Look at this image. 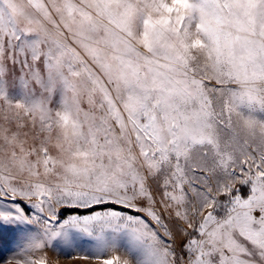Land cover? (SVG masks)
<instances>
[{"label":"snow or ice","instance_id":"obj_1","mask_svg":"<svg viewBox=\"0 0 264 264\" xmlns=\"http://www.w3.org/2000/svg\"><path fill=\"white\" fill-rule=\"evenodd\" d=\"M0 229V264H264V0H0Z\"/></svg>","mask_w":264,"mask_h":264},{"label":"rangeland","instance_id":"obj_2","mask_svg":"<svg viewBox=\"0 0 264 264\" xmlns=\"http://www.w3.org/2000/svg\"><path fill=\"white\" fill-rule=\"evenodd\" d=\"M11 94L14 98L19 97V89L18 88H12ZM19 243V235L16 232L10 231L8 229H0V252H2L5 255H8L11 253L12 250H14ZM84 248H87V245L83 246ZM49 264H98L97 261L92 259H82L81 257L76 255V250H72V257L70 259H56L53 254L50 251L46 252Z\"/></svg>","mask_w":264,"mask_h":264}]
</instances>
